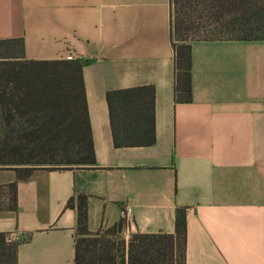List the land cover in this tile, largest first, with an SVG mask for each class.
<instances>
[{
  "label": "crops",
  "instance_id": "obj_1",
  "mask_svg": "<svg viewBox=\"0 0 264 264\" xmlns=\"http://www.w3.org/2000/svg\"><path fill=\"white\" fill-rule=\"evenodd\" d=\"M173 0H0V41L29 61L83 66L96 163L0 167V234H20L18 264H75L78 210L120 238L176 233L186 264H264V42L193 43V101L175 98ZM156 93V140L117 147L108 94ZM11 184H16L14 193ZM16 197V199H15Z\"/></svg>",
  "mask_w": 264,
  "mask_h": 264
},
{
  "label": "trees",
  "instance_id": "obj_2",
  "mask_svg": "<svg viewBox=\"0 0 264 264\" xmlns=\"http://www.w3.org/2000/svg\"><path fill=\"white\" fill-rule=\"evenodd\" d=\"M176 53L175 98L193 101V43L235 40L264 42V0H173ZM19 48L18 54L14 49ZM24 41H0V167H14L21 179L29 165L96 163L83 66L77 60L29 61ZM10 60V61H9ZM117 147L152 145L156 140L153 87L108 94ZM57 166V167H63ZM16 192V184H11ZM16 199V197H15ZM78 210L75 264H186V211L177 214L176 233L120 238L125 223L106 234L88 230V197ZM17 244L0 234V264H18Z\"/></svg>",
  "mask_w": 264,
  "mask_h": 264
},
{
  "label": "rangeland",
  "instance_id": "obj_3",
  "mask_svg": "<svg viewBox=\"0 0 264 264\" xmlns=\"http://www.w3.org/2000/svg\"><path fill=\"white\" fill-rule=\"evenodd\" d=\"M14 52L18 54L19 48L17 47L16 49H14ZM63 165L64 164H61V163H54V164H38V165H29V166H31L32 168H37V167H44V166H63Z\"/></svg>",
  "mask_w": 264,
  "mask_h": 264
},
{
  "label": "built area",
  "instance_id": "obj_4",
  "mask_svg": "<svg viewBox=\"0 0 264 264\" xmlns=\"http://www.w3.org/2000/svg\"><path fill=\"white\" fill-rule=\"evenodd\" d=\"M11 237H12L11 238V242H13V243H17V242H19L21 240V235L20 234H13Z\"/></svg>",
  "mask_w": 264,
  "mask_h": 264
}]
</instances>
